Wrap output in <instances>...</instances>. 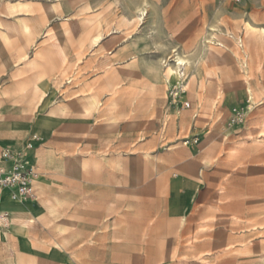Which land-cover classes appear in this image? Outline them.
I'll use <instances>...</instances> for the list:
<instances>
[{"label":"rangeland","instance_id":"1","mask_svg":"<svg viewBox=\"0 0 264 264\" xmlns=\"http://www.w3.org/2000/svg\"><path fill=\"white\" fill-rule=\"evenodd\" d=\"M261 28L264 0H0V146L41 138L0 264H264Z\"/></svg>","mask_w":264,"mask_h":264},{"label":"built area","instance_id":"2","mask_svg":"<svg viewBox=\"0 0 264 264\" xmlns=\"http://www.w3.org/2000/svg\"><path fill=\"white\" fill-rule=\"evenodd\" d=\"M173 88L177 90L171 94L172 102H178L182 108H188L190 106L188 100L177 99L184 89L180 84H176ZM34 139H36L35 135L30 140ZM187 142L185 141L184 144ZM32 145V141L27 142L23 151H16L10 146L0 147V187L8 191L10 200L15 203L25 204L36 199L35 182L38 172L27 159V148ZM7 219L8 214L0 215L1 222L7 223Z\"/></svg>","mask_w":264,"mask_h":264},{"label":"bare ground","instance_id":"3","mask_svg":"<svg viewBox=\"0 0 264 264\" xmlns=\"http://www.w3.org/2000/svg\"><path fill=\"white\" fill-rule=\"evenodd\" d=\"M10 4H11L10 5L11 9L16 8L17 3L11 2ZM145 10H146V6H144V5L142 7H140V8H138L137 11L139 13L138 14L139 15V19H141L143 17V15L146 13ZM245 27L248 30H255V31L257 30V28L252 26L248 21H245ZM259 31L261 33H264V28H261ZM172 62H173L172 65H170L169 63L166 65L167 68H166L165 73H164L165 77L167 79H169V80L173 79L175 82H177L176 84L179 83L181 86L184 87V85H183L184 74H185L184 69H186V68L189 69L190 68V61L188 59H185L182 56L178 55V53H176L175 57L172 60ZM250 88L247 89L249 91V97L246 99V101H247L248 108L251 109L253 107V102L254 101H253V97H252V93H251ZM96 103H97L96 99L91 96L89 98V101H88L89 106H94ZM35 136H36V139H34L33 145L31 147L27 148V159H28V161L30 160L29 156H28V151L34 148V142L37 144V140L41 139L38 135L35 134ZM6 195H7L6 199L10 200V198L8 196V192H7Z\"/></svg>","mask_w":264,"mask_h":264},{"label":"crops","instance_id":"4","mask_svg":"<svg viewBox=\"0 0 264 264\" xmlns=\"http://www.w3.org/2000/svg\"><path fill=\"white\" fill-rule=\"evenodd\" d=\"M46 123V119L44 118V117H36V120H35V124H37V125H44ZM47 132V131H46ZM33 135H35V134H32L31 135V138H32V136ZM34 141V140H33ZM32 141V142H33ZM3 146H8V145H2V146H0V147H3ZM36 146V143L34 142V147ZM1 188V187H0ZM35 188H36V182H35ZM2 190H6V189H4V188H1ZM8 192V191H7ZM7 195L6 194H3V196L2 197H6ZM8 196H9V194H8ZM31 203V202H30ZM20 203H18V205H19ZM25 204H27V203H25ZM18 205H17V203H15V202H12L11 200H9V199H5V198H0V208H2V207H8V208H12L14 211H16L17 209V207H18ZM22 205V207L24 208V209H26V210H28L29 212H31L32 214H34L35 213V205H23V204H21Z\"/></svg>","mask_w":264,"mask_h":264}]
</instances>
